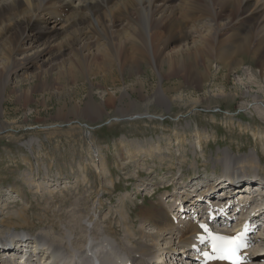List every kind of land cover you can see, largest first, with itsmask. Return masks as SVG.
<instances>
[{
    "label": "bare ground",
    "instance_id": "6f19581e",
    "mask_svg": "<svg viewBox=\"0 0 264 264\" xmlns=\"http://www.w3.org/2000/svg\"><path fill=\"white\" fill-rule=\"evenodd\" d=\"M247 57L258 68L259 77L264 78V0H0V98L10 86L12 91H21L20 83L31 69V75H55L57 82L65 76L90 81V76L99 71L137 75L145 63L159 76L157 94L147 104L153 100L167 106L171 100L162 88L164 77L178 76L186 83L200 84L213 69L225 71L227 76L239 73L242 66L252 69ZM259 89L263 91L264 86ZM246 93L255 108L264 107V94ZM88 99L81 109L90 117L100 118L104 104L94 101L91 87ZM118 111L121 117L114 119L156 117L148 112ZM3 127L0 121V131L5 130ZM259 135L264 138V133ZM196 138L200 147L199 135ZM156 147L158 144L155 149L143 151L142 157L154 156ZM137 154L128 151L125 160L132 161ZM155 157L164 162L167 155L158 153ZM212 163L219 165V170L203 173L205 179L195 178L190 183L191 179L181 178L174 182L169 194L161 193L152 206H140L137 228L130 226L125 208H118L116 222L123 226L118 238L110 227L101 231L88 225L84 226L87 232L81 247L64 235L66 239L60 241L40 231L0 232V264H23L24 255L18 259L15 253L25 243L30 261L27 264H152L163 252L169 257L165 264H196L198 255L192 241L200 237V231L182 219L190 214L187 209L179 211L180 201L191 192L201 202L227 201L234 184L246 180L264 192V153L234 154L224 149ZM194 165L195 160L190 163ZM221 178L223 182L217 185L215 180ZM148 184L143 181L141 190L150 188ZM215 184L222 186L217 194L212 190ZM13 186L14 192L23 197L22 189ZM49 186L43 190L49 192ZM40 188L37 183L36 189ZM204 192L210 194L205 200L201 196ZM175 202L179 203L177 208ZM254 219L264 223V209ZM262 235L253 237L255 247L246 253L250 261L243 264H264ZM208 254L204 264H231L210 251Z\"/></svg>",
    "mask_w": 264,
    "mask_h": 264
},
{
    "label": "rangeland",
    "instance_id": "374dc122",
    "mask_svg": "<svg viewBox=\"0 0 264 264\" xmlns=\"http://www.w3.org/2000/svg\"><path fill=\"white\" fill-rule=\"evenodd\" d=\"M246 60L252 69L242 66L229 76L213 69L200 84L164 77L162 88L171 100L167 106L153 100L147 104L157 94L159 76L145 63L137 75L99 71L90 81L65 76L57 82L55 75L39 78L28 70L21 91L10 86L4 100L0 98V121L6 127L0 131V232L40 231L60 241L69 238L79 247L88 225L101 231L110 227L118 238L123 227L116 222L118 208H125L127 221L137 228L140 206H152L181 178L201 181L203 173L218 171L212 160L222 150L262 155L264 107L255 108L246 92L264 94L259 89L264 78ZM90 87L94 101L104 104L100 118L81 109ZM118 108L156 117L114 119L121 115ZM156 144V154L167 155L164 162L156 154L142 157ZM128 151L138 153L137 158L126 161ZM143 181L150 188L141 190ZM47 184L49 192L43 190ZM13 185L22 189L23 197Z\"/></svg>",
    "mask_w": 264,
    "mask_h": 264
},
{
    "label": "snow or ice",
    "instance_id": "6c2138e0",
    "mask_svg": "<svg viewBox=\"0 0 264 264\" xmlns=\"http://www.w3.org/2000/svg\"><path fill=\"white\" fill-rule=\"evenodd\" d=\"M201 227L205 228L204 225H201ZM249 228L250 226L246 224L244 231L232 237H225L208 231L207 238L212 242V252L218 254L217 258L219 259L231 261V264H243V258L240 255V251L247 246L244 237ZM201 240L203 242L204 237H201ZM208 255V253H205V256Z\"/></svg>",
    "mask_w": 264,
    "mask_h": 264
}]
</instances>
